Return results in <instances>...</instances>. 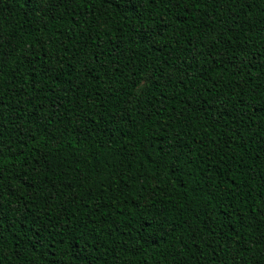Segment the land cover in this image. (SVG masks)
Segmentation results:
<instances>
[{
  "label": "trees",
  "instance_id": "1",
  "mask_svg": "<svg viewBox=\"0 0 264 264\" xmlns=\"http://www.w3.org/2000/svg\"><path fill=\"white\" fill-rule=\"evenodd\" d=\"M0 172V264H264V0H0Z\"/></svg>",
  "mask_w": 264,
  "mask_h": 264
},
{
  "label": "snow or ice",
  "instance_id": "2",
  "mask_svg": "<svg viewBox=\"0 0 264 264\" xmlns=\"http://www.w3.org/2000/svg\"><path fill=\"white\" fill-rule=\"evenodd\" d=\"M61 2H64V0H25V3H27L30 8H32L34 11H39L41 13H44L45 15H48L51 12L52 5L59 4ZM122 2L125 5V7H135L137 8V10L144 7V0H122ZM176 2H179V0H176ZM52 18H55V17L53 16ZM167 23L168 22L164 20L162 17L160 24L167 26ZM144 27L148 29V25H145ZM157 27L158 25H153L151 29L143 33L144 37L147 39L149 43L155 42V36L159 34L156 31ZM167 166L170 167V164ZM2 179H3V173L0 172V180ZM33 187H35V185H33ZM12 192H15L14 188L12 189ZM0 213H2V208H0ZM145 219H148V217H146ZM168 227L170 231H173V232L175 231V228L172 227L171 225H169ZM5 231L6 229H5L4 217L2 214H0V244H2V242L7 239V237L4 235ZM148 235H151V234H148ZM261 241H264V235L261 236ZM35 242L41 243L39 236L36 237Z\"/></svg>",
  "mask_w": 264,
  "mask_h": 264
}]
</instances>
